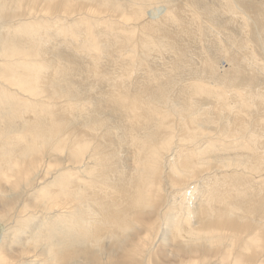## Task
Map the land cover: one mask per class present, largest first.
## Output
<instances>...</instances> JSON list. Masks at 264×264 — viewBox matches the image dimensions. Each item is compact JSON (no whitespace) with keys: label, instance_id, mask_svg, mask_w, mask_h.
<instances>
[{"label":"bare ground","instance_id":"6f19581e","mask_svg":"<svg viewBox=\"0 0 264 264\" xmlns=\"http://www.w3.org/2000/svg\"><path fill=\"white\" fill-rule=\"evenodd\" d=\"M175 3L0 0V264H264L260 136L236 109L250 100L227 90L243 70L226 72L218 49L194 65L162 16L153 33H122ZM210 130L250 157L218 160L233 144L204 147Z\"/></svg>","mask_w":264,"mask_h":264},{"label":"rangeland","instance_id":"374dc122","mask_svg":"<svg viewBox=\"0 0 264 264\" xmlns=\"http://www.w3.org/2000/svg\"><path fill=\"white\" fill-rule=\"evenodd\" d=\"M175 1H176L175 3L176 7L173 9H169L170 5L168 6V9H164L166 6L165 5V6H162L159 10L153 13H150L149 16L139 20L136 23L122 24V33L129 34L135 31L136 33L137 32L140 33L143 30L148 31L149 29L155 27L158 24V21H160V17L162 16L167 21L166 25H168V27L166 28H168L170 30V33L172 34L171 40H173L175 43L174 48L175 47L177 48L179 46L180 48L188 49V50L185 49L186 51H188L186 53L187 54L189 53L187 57L188 58L192 57V61L194 65L196 63L199 64V61H201L203 56H205L206 54L212 55L213 50L216 51L218 49L217 53H219L218 54V58L220 60L219 63L221 65L223 64L224 66H226L227 64H230L234 67L233 70L226 71V72L231 73L235 69L237 71H238V68L242 69L244 72L243 76L236 77L237 78L236 82L239 83V86L237 87L229 86L227 87V90L232 98V101H235V102L237 101L238 103H241L243 98L250 100V103H251L250 108L244 107L242 109L240 106H238L239 108L236 106L235 107L238 111L240 110V112H242L245 115L244 117V115L240 113L243 116V118H245L249 123V126H250L249 132L251 133L254 131L257 133L256 135L260 136V138L252 141V146L257 148L259 155L264 156V103H258V100H257L258 99L257 96L259 94L264 95V70L258 71L257 69H255L258 63L264 64V42L263 44H258L255 42L258 38L257 34H259L261 30H264V0H255L253 5H248V6H246L244 2L238 1V0H175ZM230 6H233V8L230 9L229 8ZM85 8H89V7L85 6ZM85 8H83V11L86 10ZM167 10L174 13V16L176 18H174L173 15L170 13L171 17H173V19L170 18L171 19L170 20L167 14ZM79 13H82V12L77 11L75 15ZM253 18L257 19V25H253V23L251 24L252 22L251 20ZM248 21L249 23H246V24L249 28L247 26L245 27L246 24H244V22H248ZM243 30L247 32H245L244 34L242 33ZM95 32H97V29H95ZM148 32L153 33L150 30ZM231 32L233 34H231ZM232 35H233V38H232ZM243 36L244 38L245 37L246 38L244 39ZM115 38L116 36H112L108 39L106 37H101V39L103 40L102 43L110 46L113 49H115L117 46V40ZM120 38L125 39V37L123 36H120ZM232 39H235L233 40L234 43ZM243 41L245 42L243 43ZM237 43H239V46ZM243 44L245 46H243ZM237 46L238 48H236ZM69 48L70 49H67V51H70V53H73L74 50H76V48L73 47L72 45H70ZM153 53L151 55H155V57L159 60L161 57H164V58H161L162 61L163 59L168 58V61L164 60V62L169 64V61L171 60L175 61V59H172L174 58L172 55H174L177 52L176 50L174 51V54H171V52H167L166 55L164 56H163L164 54L163 51H161L160 53L158 51L157 52L154 51ZM168 53L170 57L169 55H167ZM235 53L236 54L239 53V55H236ZM176 55L177 54H175V58H176ZM234 55H236V57L238 56L236 59L238 60L239 58V60H241V61L238 60V62H241V64L243 65L242 67L244 68L238 66V64L235 62L236 59L235 60L233 59ZM159 56L161 57L159 58ZM81 59L82 58H78V61L77 59L74 61H76L78 64L79 60ZM243 59H244V64L242 61ZM159 60H154L152 62L153 63L152 67L155 64V61L156 63L158 61V64H156L157 67L159 65L160 69L167 68L168 65L163 62V65L161 66L162 62H159ZM143 61L145 62V60ZM81 62L84 63V60H82ZM147 62H151V60H148ZM251 62L253 63L254 67L250 66L249 63ZM72 63L73 61L71 62V65L74 68L76 69L82 68L80 67L79 64H78L79 66H77L75 63L74 64ZM164 65H166V67L161 68V67H164ZM194 65L192 64V66ZM200 65L204 66V64H199L198 65L199 68H201ZM81 66L85 67V64H81ZM107 66H110V65H107ZM110 67H113V66H110ZM194 67L196 68V66ZM113 68H110V69H113ZM106 69L108 70L109 68H106ZM110 69L108 71L112 73V70ZM78 74L81 75L82 71H79ZM224 74L226 73L223 72V75ZM186 80L184 79L182 81L183 83L181 82L182 85L184 84V81L185 83L190 82L189 80L187 81ZM181 83L176 84L177 86L174 85L175 89L173 90L172 95L175 92L177 93L179 91V89L182 87V86L179 87V84L181 85ZM238 92H241V95H238ZM196 115H199V112ZM232 118L235 119L234 116H232ZM226 128L228 127L226 126ZM210 132H211L210 134L206 133L205 135L206 138L204 137V135L199 136L200 138L206 141L203 144L204 147H208L209 141H213V139H217L216 137L218 136H221V138L224 139V141L227 144H233V148H225L216 157L218 160L222 161L223 157H226L227 159H231L234 155H239L242 157H250L248 154L244 153L241 149L236 148V145L240 144L239 142L237 143L238 136L229 139L227 138L225 132H222L220 135H217L212 130H210ZM210 137H213V138L210 140ZM178 139H183V138H178ZM214 146L217 147L218 145L215 144ZM128 148H129V151L126 156L134 157V152H132V146L130 145L128 146ZM220 148L223 149L224 147L220 146ZM208 154L211 155L213 154V152L209 149ZM253 165H254V162L252 158L244 161V166L248 168L247 169L248 172H251V170H253L252 169ZM230 172L232 171H229V173ZM227 180L235 181L231 179V176H228ZM207 260L204 261V263L201 260L199 262H201L200 264H210L211 262L209 261V259Z\"/></svg>","mask_w":264,"mask_h":264}]
</instances>
